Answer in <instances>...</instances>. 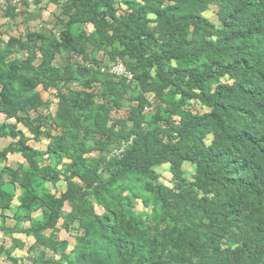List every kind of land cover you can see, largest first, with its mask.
<instances>
[{
	"label": "trees",
	"instance_id": "1",
	"mask_svg": "<svg viewBox=\"0 0 264 264\" xmlns=\"http://www.w3.org/2000/svg\"><path fill=\"white\" fill-rule=\"evenodd\" d=\"M48 1L62 3L59 25L0 39V139L10 140L0 210L14 221L0 231L33 238L35 264H264V0H120L131 9L123 14L119 0ZM210 6L220 27L203 15ZM16 10L5 15L16 20ZM100 52L132 80L102 72ZM39 88L56 92L55 113L43 114ZM193 102L207 111L191 112ZM124 108L126 118H112ZM11 155L24 162L9 165ZM163 166L172 187L159 182ZM132 198L153 207L146 219ZM61 221L69 233L78 223L69 254ZM25 248L13 238L0 254L18 264L13 252Z\"/></svg>",
	"mask_w": 264,
	"mask_h": 264
},
{
	"label": "rangeland",
	"instance_id": "2",
	"mask_svg": "<svg viewBox=\"0 0 264 264\" xmlns=\"http://www.w3.org/2000/svg\"><path fill=\"white\" fill-rule=\"evenodd\" d=\"M163 3L158 2V1H152L149 3V5L156 6V7H161ZM13 6L16 7V12L20 14V18L13 20L5 15V10L7 6ZM62 3L60 5H56L53 3H49L48 0H41V3L36 6L33 0H0V39L3 41H7L9 36H15V37H24L26 32L28 30L34 32V31H39L45 28L47 25H50V29L56 27L57 25L60 24V18L63 15V10L61 9ZM116 10L120 14H123L125 12H129L131 9L124 3L123 1H116ZM22 14V15H21ZM204 17H206L211 23L215 24L217 27L221 26V23L218 18V8L215 6H210L209 9L203 14ZM84 30L87 33H91L93 31V26L91 24H86L84 26ZM58 34V33H57ZM24 53L21 54V56H18L19 58H23ZM62 60L64 62L71 61L72 58L74 57L73 54L68 55L67 52L63 53L62 55ZM12 58H15V55L11 56ZM97 59L101 63V67H109L111 66L114 61L111 60L107 55H105L103 52H100L97 54ZM118 59V58H117ZM116 59V60H117ZM78 64H83V62L80 59H77ZM122 62V61H121ZM204 61H198V65L200 66ZM36 63L38 64L39 61L37 60ZM76 89H79V85H76ZM39 91L41 92L42 98L44 101H49L50 102V110H44L43 109V114L48 115L49 113H55L59 100L56 97V92L54 90H49L45 91L39 88ZM89 92V91H87ZM148 100L153 102V95L152 94H147L146 95ZM135 105L136 103H132V105ZM188 109L191 110L193 113H204L207 110L205 108H202L199 103L193 102ZM153 112V108H150L148 111V114ZM32 116H35L34 112L32 113ZM128 115V109L124 108L121 110H114L111 114L113 119L117 118H126ZM4 120V116H0V121L2 122ZM181 118L180 117H174L172 119L173 123V128L175 129L180 122ZM165 124V123H164ZM166 125V124H165ZM20 129L22 127L20 126ZM26 132V130H24ZM26 135L30 137L29 133L26 132ZM212 136L209 135L206 138V144L209 145L211 143ZM10 140L9 139H0V150H2L5 146L9 144ZM31 146H33L36 149L40 150H45L46 148V142H41V143H35L34 141H30L29 143ZM98 154H91L89 155L90 157H96ZM21 163L23 162L22 159L19 156H9L8 157V164L12 165L13 163ZM159 174L161 175V179L159 182L162 184L172 187L173 183L172 181L174 180L173 177L171 176L169 172V167L168 166H163L158 169ZM184 172L185 175L188 179H192V176L194 174V167L190 164H185L184 165ZM66 189V185L63 181H61L56 187H51L50 190L52 193H54L57 196H60ZM134 192L137 193L138 191L134 188ZM129 195V194H127ZM130 196V195H129ZM133 202V208L134 210L143 216L144 219L147 218L148 215L151 214L152 211V206H144L142 204V201L140 199L132 198ZM17 204V202H14V206ZM95 210L98 214H102L103 210L97 206V204L94 202ZM65 212L69 213L70 208L68 205L65 206ZM12 212H8L6 216L4 215L1 218L0 216V226L3 224L7 227H12L14 225V221L12 220ZM36 214L35 216H37ZM8 218V219H7ZM62 221L59 223V229L61 227ZM27 225V224H26ZM78 227V223L74 224L73 228L76 231ZM72 230L70 233L66 232L62 229L58 232V237L61 241L67 240L69 242V248L67 250V253L69 254L71 250L73 249L75 245V238L74 236L76 235V232ZM13 238H20V240H23V242L26 244V248L24 250L16 249L13 252V256L19 260L18 264H35L34 263V258H36L39 254L36 252H33L32 254L27 253V248L31 246V244L34 242L32 238H27L24 235H5L3 232H0V245H4L7 249L10 248L12 245ZM53 255V254H52ZM51 254L49 255V257ZM56 259H59V256H55ZM0 264H10L7 256L4 254H0ZM36 264H41L37 262Z\"/></svg>",
	"mask_w": 264,
	"mask_h": 264
},
{
	"label": "built area",
	"instance_id": "3",
	"mask_svg": "<svg viewBox=\"0 0 264 264\" xmlns=\"http://www.w3.org/2000/svg\"><path fill=\"white\" fill-rule=\"evenodd\" d=\"M102 72H106L114 77L117 78H122L125 77L127 78L129 81L132 80V74L130 72L127 71L126 66L124 65L123 62H121L119 59H117L111 66H109L108 68H103ZM151 107H146L144 109V112H148L150 110ZM123 150H117L115 151V155L120 157L122 154Z\"/></svg>",
	"mask_w": 264,
	"mask_h": 264
},
{
	"label": "crops",
	"instance_id": "4",
	"mask_svg": "<svg viewBox=\"0 0 264 264\" xmlns=\"http://www.w3.org/2000/svg\"><path fill=\"white\" fill-rule=\"evenodd\" d=\"M40 150V149H39ZM11 156H18V155H11ZM20 157V156H19ZM21 158V157H20ZM22 159V158H21ZM22 161H23V159H22ZM24 162V161H23ZM23 162H21V163H23ZM20 196V192L18 191V193H17V197H19ZM14 202H17V204L14 206ZM14 202H13V207L15 208V207H17L18 206V199L16 198L15 200H14ZM8 212H6V213H4V212H2L1 210H0V216H1V218L5 215L6 216V214H7ZM13 213V212H12ZM36 214H38L37 216H35ZM36 214H34L33 215V217L34 218H37V217H39L40 215H41V213L40 212H38V213H36ZM2 226V225H1ZM1 232V231H0ZM23 236V235H22ZM18 239V238H17ZM20 239V238H19ZM33 239V238H32ZM34 240V239H33ZM23 241V240H22ZM34 243V242H33ZM32 243V244H33ZM31 244V245H32Z\"/></svg>",
	"mask_w": 264,
	"mask_h": 264
},
{
	"label": "water",
	"instance_id": "5",
	"mask_svg": "<svg viewBox=\"0 0 264 264\" xmlns=\"http://www.w3.org/2000/svg\"><path fill=\"white\" fill-rule=\"evenodd\" d=\"M88 75V72L85 69H79L77 71V76L83 78Z\"/></svg>",
	"mask_w": 264,
	"mask_h": 264
}]
</instances>
